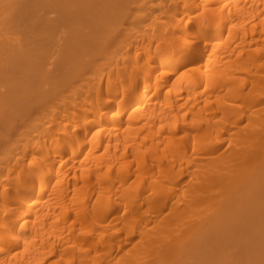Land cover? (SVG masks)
I'll list each match as a JSON object with an SVG mask.
<instances>
[{
    "label": "bare ground",
    "instance_id": "1",
    "mask_svg": "<svg viewBox=\"0 0 264 264\" xmlns=\"http://www.w3.org/2000/svg\"><path fill=\"white\" fill-rule=\"evenodd\" d=\"M0 264H264V0H0Z\"/></svg>",
    "mask_w": 264,
    "mask_h": 264
}]
</instances>
